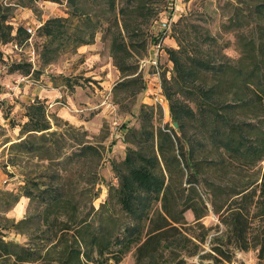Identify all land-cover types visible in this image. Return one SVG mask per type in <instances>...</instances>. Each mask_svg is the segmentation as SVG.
<instances>
[{
	"label": "trees",
	"instance_id": "1",
	"mask_svg": "<svg viewBox=\"0 0 264 264\" xmlns=\"http://www.w3.org/2000/svg\"><path fill=\"white\" fill-rule=\"evenodd\" d=\"M115 1L103 0L113 14ZM127 1L136 8L135 2L139 0ZM252 1L256 3L250 6L247 17L239 19L241 14L236 13L229 22L232 26H250L247 36L241 38L236 63H215L183 50L181 45L168 50L174 73L168 80L162 77V89L177 127L165 125L153 129L150 119L141 121L140 129L131 132L138 146L127 148L124 159L114 164L118 182L108 185V197L97 211L90 206L88 212L81 214L78 200L85 193L91 200L98 197L99 182H92L89 189L74 194L67 193L54 181L55 177L42 184L37 178L27 180L17 192L0 190V214L12 209L22 196L30 201L36 198L42 204L34 222L27 217L17 222L1 217L11 230L24 235L26 241L5 239L4 229H0V264H118L130 251L134 264H229L236 252L249 249L258 250L261 264L264 259V0ZM119 11L128 39L137 36L138 27L130 31L127 27L128 10L122 6ZM73 12L88 29L69 31L70 17L44 21L38 27L40 35L48 38L42 46L44 58L53 51L57 40L59 48L72 41L74 46L93 42L101 19L95 20L77 7ZM113 18L117 24L116 16ZM28 36L26 29L19 26L14 39L25 41ZM214 39L204 35L201 41ZM129 43L120 31L112 40L113 64L120 72V81L113 90L123 88L138 93L144 86L134 89L139 78L132 76L136 67L126 61ZM25 67L28 74L29 64ZM26 116L20 140L8 147L15 151L14 157L23 150L36 157L44 150L58 151L56 143L50 141L57 134L50 130L45 104L39 100L29 104ZM191 123L202 132L200 136L197 134L198 140L187 136ZM204 139L207 142H202ZM209 143H212L210 148ZM81 144L66 158L94 150ZM109 206L125 221L107 210ZM188 210L194 216L192 222L185 218ZM209 213L216 215L217 223L206 226L202 219ZM31 224L36 227L26 229Z\"/></svg>",
	"mask_w": 264,
	"mask_h": 264
},
{
	"label": "rangeland",
	"instance_id": "2",
	"mask_svg": "<svg viewBox=\"0 0 264 264\" xmlns=\"http://www.w3.org/2000/svg\"><path fill=\"white\" fill-rule=\"evenodd\" d=\"M137 2L134 8L127 0H116L113 14L103 0H0V190L17 192L27 180L37 178L42 184L55 177L54 181L67 193L74 194L81 189H89L92 182H99L96 185L98 197L91 200L85 193L76 199L80 201L81 214L88 212L90 206L97 211L108 197V185L118 182L114 164L124 159L127 148L138 146L131 132L140 129L141 121L150 119L153 129L165 125L176 129L170 116L169 100L162 89V77L168 80L174 73L168 50L178 49L181 45L183 50L215 63H236L240 56L241 38L247 36L250 26H232L229 22L236 13L241 14L239 19L247 17L250 6L256 3L252 0ZM122 6L128 10L129 31L139 28L137 36L131 39L123 29L122 13H118ZM76 7L95 20L101 19L102 24L95 29L93 42L74 46L72 41L59 48L60 41L57 40L53 51L44 58L42 46L48 38L38 32L44 21L53 17H70L69 31L88 29L74 14ZM141 7L147 9L141 10ZM164 22H167L166 26ZM19 26L31 28L34 32L30 34L26 30L29 34L27 40H16L14 37ZM118 31L127 44L131 41L126 61L131 67H136L132 76L137 75L139 80L134 89L143 85L141 92L133 93L123 88L113 90L120 81V72L113 64L111 46ZM204 35L215 39L202 42ZM25 64L30 66L28 74ZM49 86L60 91L55 99L49 100L51 104L43 102L52 126L50 130L57 134L50 141L59 149L55 152L44 150L40 157L23 150L14 157L15 151L8 147L11 142L20 140L21 126L28 119L27 106L34 98L41 101L35 95L38 88ZM158 86L161 88L159 94L164 97V108L155 103ZM190 105L193 107L192 103ZM200 132L192 123L187 128V136L197 140V134H202ZM202 142L207 141L204 139ZM78 143L94 150H88L80 157L66 158L79 149ZM207 145L212 147V143ZM42 156L55 158L48 160ZM200 190L203 192L202 186ZM26 201L24 207L17 206L15 214H9V211H14L16 205L0 214V229H4L5 239L20 243L26 241L24 235L11 230L10 224L1 218L6 216L17 222L27 217L31 222L37 221L36 215L42 204L36 198L31 201L27 198ZM107 210L125 221L110 206ZM189 213L186 211L184 215L188 222H192ZM202 222L206 226L214 225L217 217L209 213ZM35 227L31 224L26 229ZM257 255V249L238 251L229 264H260ZM118 264H134L132 251ZM261 264H264V259Z\"/></svg>",
	"mask_w": 264,
	"mask_h": 264
},
{
	"label": "crops",
	"instance_id": "3",
	"mask_svg": "<svg viewBox=\"0 0 264 264\" xmlns=\"http://www.w3.org/2000/svg\"><path fill=\"white\" fill-rule=\"evenodd\" d=\"M59 94H60V91L58 88H54V87L49 86L47 88H42V89L38 88L35 95L38 96V98H40L42 102L50 103L49 100L55 99ZM34 101H38L37 98H34L32 103H34ZM26 199H27L26 197L22 196L20 198L19 202L14 207V211L10 210L9 214H12V215L15 214V210H17L18 205H20L22 207H24V205H27ZM188 211H190V210H188ZM189 214L192 216V220H193L194 216H193L192 212L190 211Z\"/></svg>",
	"mask_w": 264,
	"mask_h": 264
},
{
	"label": "built area",
	"instance_id": "4",
	"mask_svg": "<svg viewBox=\"0 0 264 264\" xmlns=\"http://www.w3.org/2000/svg\"><path fill=\"white\" fill-rule=\"evenodd\" d=\"M163 25L166 26V25H167V22H164ZM26 30H27V32L30 33V34H33V32H34V31H32L31 28H26ZM158 46H159V45H157V47H158ZM33 53H34V52H32V54H33ZM154 64L156 65V61H154ZM157 89H158V92H157V94L155 95V98H154V99H155V103H156L159 107L164 108V105H165V103H164V97H163L161 94H159V93H160V90H161L160 86H158Z\"/></svg>",
	"mask_w": 264,
	"mask_h": 264
},
{
	"label": "water",
	"instance_id": "5",
	"mask_svg": "<svg viewBox=\"0 0 264 264\" xmlns=\"http://www.w3.org/2000/svg\"><path fill=\"white\" fill-rule=\"evenodd\" d=\"M173 126H174V127H177V124H176L175 122H173Z\"/></svg>",
	"mask_w": 264,
	"mask_h": 264
}]
</instances>
